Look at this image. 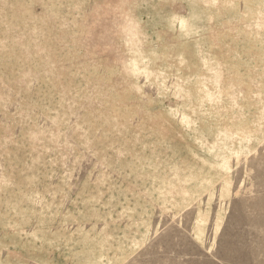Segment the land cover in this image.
<instances>
[{"label":"rangeland","instance_id":"374dc122","mask_svg":"<svg viewBox=\"0 0 264 264\" xmlns=\"http://www.w3.org/2000/svg\"><path fill=\"white\" fill-rule=\"evenodd\" d=\"M0 264H264V0H0Z\"/></svg>","mask_w":264,"mask_h":264}]
</instances>
